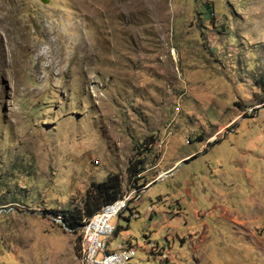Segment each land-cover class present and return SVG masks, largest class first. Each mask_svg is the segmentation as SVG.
<instances>
[{"label": "rangeland", "instance_id": "1", "mask_svg": "<svg viewBox=\"0 0 264 264\" xmlns=\"http://www.w3.org/2000/svg\"><path fill=\"white\" fill-rule=\"evenodd\" d=\"M110 175L133 264H264V0H0V264H81Z\"/></svg>", "mask_w": 264, "mask_h": 264}, {"label": "built area", "instance_id": "2", "mask_svg": "<svg viewBox=\"0 0 264 264\" xmlns=\"http://www.w3.org/2000/svg\"><path fill=\"white\" fill-rule=\"evenodd\" d=\"M144 192L133 191L124 194L114 202L103 206L93 217L83 220V226L80 228L83 239L81 264H133L137 255L134 247L119 244L114 250L110 248L111 239L117 231L111 222L114 219L119 220L126 211L130 212L132 218H136L133 209Z\"/></svg>", "mask_w": 264, "mask_h": 264}, {"label": "trees", "instance_id": "3", "mask_svg": "<svg viewBox=\"0 0 264 264\" xmlns=\"http://www.w3.org/2000/svg\"><path fill=\"white\" fill-rule=\"evenodd\" d=\"M133 167V164L128 167L130 175L138 176L142 173L143 170H134ZM121 191L119 175H110L105 182L99 184L93 183L83 208L68 212L63 219L64 226L73 233H79L83 218L93 217L103 206L117 200Z\"/></svg>", "mask_w": 264, "mask_h": 264}, {"label": "crops", "instance_id": "4", "mask_svg": "<svg viewBox=\"0 0 264 264\" xmlns=\"http://www.w3.org/2000/svg\"><path fill=\"white\" fill-rule=\"evenodd\" d=\"M202 149H200L199 151H201ZM194 154V153H193ZM192 154H188V155H185V156H183V157H181V158H179V159H177L175 162H174V164L172 165V167H170V169L169 170H171L172 168H176V169H179V167L181 166H183V165H185V163L184 162H187V159H188V157H190ZM182 162H183V164H182ZM179 166V167H178ZM178 167V168H177ZM168 170V171H169ZM173 170V169H172ZM167 173V172H166ZM164 174H165V172H164ZM163 174V175H164ZM170 174V173H169ZM156 184H153L152 185V187L153 186H155ZM151 187V188H152ZM151 188H149V190L151 189ZM149 190H147L146 192H148ZM173 196H175V195H173ZM141 199L143 200V198L141 197ZM139 201H140V199H139ZM158 201H160V202H163V198H162V195H159V199H158ZM142 202V201H141ZM141 202H140V204H141ZM140 204H139V208H138V202H137V204H136V207L133 209V212L134 213H136V215H137V217L136 218H138L139 217V209H140ZM152 208H153V211H152ZM156 209V210H155ZM157 211V212H156ZM124 214V213H123ZM123 214H122V216H123ZM168 214H169V211H163V210H161V207H159L158 205H156V204H152V206H150L149 208H148V211H147V216L150 218V220H151V224L149 225V227H148V230L146 231V234H148L149 233V236H147V235H145V236H147L146 237V241H147V243H146V245H143V247L144 248H146L147 250H145V252H147L148 251V253H149V251H150V245H153V244H155L154 242H152L151 240H152V238L154 237V235H158V234H161V235H163L164 236V239L166 240V237L168 236V231H170L171 230V228L172 229H174L175 228V230L177 229L176 228V226H174L173 225V223H172V221L174 220V219H169L168 218ZM121 216V217H122ZM121 217H120V219H121ZM129 218H131L132 219V217H130L129 216ZM119 219V220H120ZM129 220L130 219H128V222H129ZM117 228V231H116V234L118 235V232H119V229H120V227L119 226H117L116 227ZM153 229H156V230H154V231H152ZM116 235V236H117ZM171 239H173V238H171ZM168 240V239H167ZM174 243V242H173ZM147 244H149V245H147ZM128 245H130L131 247H133V245H132V242H129L128 243ZM141 247H142V245H140ZM157 247H159V253H162V252H160V244L158 243L157 244ZM149 248V249H148ZM156 250V249H155ZM154 250V251H155ZM162 251H164V248H162Z\"/></svg>", "mask_w": 264, "mask_h": 264}, {"label": "bare ground", "instance_id": "5", "mask_svg": "<svg viewBox=\"0 0 264 264\" xmlns=\"http://www.w3.org/2000/svg\"><path fill=\"white\" fill-rule=\"evenodd\" d=\"M169 172H167L166 174L162 175L160 178H165L168 175Z\"/></svg>", "mask_w": 264, "mask_h": 264}]
</instances>
